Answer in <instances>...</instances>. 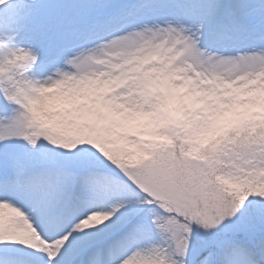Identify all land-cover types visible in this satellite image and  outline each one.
<instances>
[{
    "label": "snow or ice",
    "instance_id": "1",
    "mask_svg": "<svg viewBox=\"0 0 264 264\" xmlns=\"http://www.w3.org/2000/svg\"><path fill=\"white\" fill-rule=\"evenodd\" d=\"M0 264H264V0H0Z\"/></svg>",
    "mask_w": 264,
    "mask_h": 264
}]
</instances>
